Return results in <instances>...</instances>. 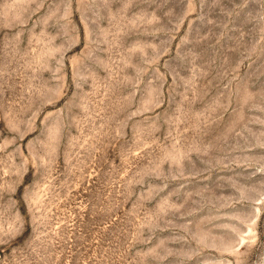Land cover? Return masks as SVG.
<instances>
[{
    "label": "rangeland",
    "instance_id": "1",
    "mask_svg": "<svg viewBox=\"0 0 264 264\" xmlns=\"http://www.w3.org/2000/svg\"><path fill=\"white\" fill-rule=\"evenodd\" d=\"M0 264H264V0H0Z\"/></svg>",
    "mask_w": 264,
    "mask_h": 264
}]
</instances>
